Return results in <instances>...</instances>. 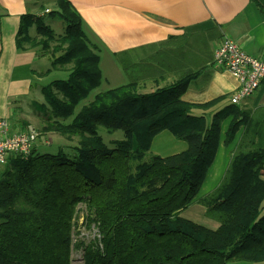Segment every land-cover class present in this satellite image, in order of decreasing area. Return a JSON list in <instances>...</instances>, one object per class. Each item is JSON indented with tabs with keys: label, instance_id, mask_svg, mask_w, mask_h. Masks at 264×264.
<instances>
[{
	"label": "trees",
	"instance_id": "16d2710c",
	"mask_svg": "<svg viewBox=\"0 0 264 264\" xmlns=\"http://www.w3.org/2000/svg\"><path fill=\"white\" fill-rule=\"evenodd\" d=\"M251 1L264 16V0ZM47 16L63 23L62 34L56 38L43 15L26 13L16 47L40 44L51 51L50 68L67 72L41 86L45 106L38 109L44 131L77 141L70 156L34 147L2 165L0 264H71L77 247L79 264H264V139L255 118L231 103L194 115L193 108L206 109L222 97L202 104L181 99L207 60L204 33L169 36L136 59L133 50L115 53L128 81L96 91L99 49L81 16L69 0H56ZM147 83L153 89L140 92ZM226 117L224 145L243 131L218 185L197 199L217 221L212 229L180 212L194 201ZM162 130L186 148L145 159ZM101 131L123 137L107 142ZM81 204L85 225L96 235L73 243Z\"/></svg>",
	"mask_w": 264,
	"mask_h": 264
},
{
	"label": "crops",
	"instance_id": "0c3cea01",
	"mask_svg": "<svg viewBox=\"0 0 264 264\" xmlns=\"http://www.w3.org/2000/svg\"><path fill=\"white\" fill-rule=\"evenodd\" d=\"M69 1L81 16L88 39L99 49V69L101 55L115 59L117 52L133 50L135 53L142 47L146 51L147 46L164 42L169 36L204 33L207 60L181 99L198 104L218 97L222 99L206 109L193 108L194 115L208 116L220 109L238 86L234 77L212 61L213 50L222 37H229L245 52L264 62V16L251 0ZM37 4L36 0H0V118L7 119L11 131L19 130L27 124L28 118L40 114L36 108L41 102L36 97H42L41 86L67 75L63 71L64 75L59 76L60 70H52L43 64L39 46L24 44L21 48L16 47L20 16L36 14ZM214 28L215 31L207 32ZM32 31L30 29V35ZM101 76L102 82L108 81L102 72ZM149 85L152 84L147 83L139 91H150L153 88ZM96 91H102L101 86ZM237 106L255 118L253 124L264 139V83ZM229 121L227 118V125ZM227 125L224 129L221 125L223 136ZM242 131L243 127L235 135L236 142L228 152L227 164ZM223 136H219L220 144H223ZM39 146L40 140L34 147ZM2 168L0 165V171Z\"/></svg>",
	"mask_w": 264,
	"mask_h": 264
},
{
	"label": "rangeland",
	"instance_id": "374dc122",
	"mask_svg": "<svg viewBox=\"0 0 264 264\" xmlns=\"http://www.w3.org/2000/svg\"><path fill=\"white\" fill-rule=\"evenodd\" d=\"M37 6H36V14H41L44 16L45 23L53 30L55 33V37L57 38L62 34L63 29V23L58 19H50L47 14L50 10H52L55 7V1L56 0H36ZM41 3V4H40ZM40 5V6H39ZM31 37H34L35 40H41V36L34 33V30L31 33ZM50 47H52L55 44V41H52L49 43ZM40 48L41 58L44 65L50 66V58H51V51L43 49L42 46L39 44L37 45ZM151 49H148L146 51H137L133 54H131V57L136 59L139 57H143L146 54H148ZM100 69L103 74V76L108 80L107 82L103 81L101 83V89L106 90L108 88L116 87L119 85H122L128 81V78L124 71L121 69L117 59H112L110 57H106V55H101L100 60ZM59 74V76L64 75V72ZM52 78V77H51ZM153 88V85H149V87ZM42 95V94H41ZM37 101H40V106H45V102L43 99V96L36 97ZM38 106V107H40ZM37 107V108H38ZM36 108V111L39 112V109ZM35 115V113H34ZM37 117L35 118H28L27 124H25L20 129H24L27 126H32L39 132V139H40V145L38 147L39 152H47V153H57L62 152L63 154L70 156L72 153L71 148L75 145L77 141V137H72L70 139H67L63 136H60L54 132L50 131H44V120L41 116V113H36ZM228 117L223 119L220 124V130L221 125L224 129L225 125H227ZM229 124V123H228ZM228 127V125H227ZM226 127V129H227ZM225 129V131H226ZM102 132V133H101ZM101 135L104 137V139L109 142V140L117 137H123V133L121 131H117L114 135L106 136L104 131H101ZM222 132V130H221ZM237 134V133H236ZM235 134V135H236ZM219 136H223V134H219ZM225 137V132L224 136ZM235 138V136H234ZM228 144H220V142L217 145L216 152L214 155V158L212 162L208 165L205 175L201 181L200 187L198 189V192L194 198L193 203H191L189 206H187L185 209H183L180 212V216L189 219L191 221H194L196 223H199L201 225H204L208 228H216L218 223L216 220L209 218L205 215V209L204 207L197 202V199L202 198L203 196L210 193L220 182L221 178L223 177L224 171L226 169L227 162V156L228 152L231 149V147L235 144V139ZM220 140V139H219ZM223 143V142H222ZM186 148V143L183 140L176 139L169 131L162 130L158 133H156L151 140V145L149 152L146 153L145 159L149 156V154H158L160 156H167L172 153H177L179 151H182ZM235 150V149H234ZM233 150V151H234ZM263 207H264V201H263ZM85 215V209L84 205L81 204L77 207L76 211V227H75V233L73 235V243H78L79 241H82L83 243H87L90 239H92L96 235V231L93 226L87 227L85 225L84 220ZM81 248H72L70 259L71 264H79L81 262Z\"/></svg>",
	"mask_w": 264,
	"mask_h": 264
},
{
	"label": "built area",
	"instance_id": "2783aa9c",
	"mask_svg": "<svg viewBox=\"0 0 264 264\" xmlns=\"http://www.w3.org/2000/svg\"><path fill=\"white\" fill-rule=\"evenodd\" d=\"M213 64L226 70L237 82L228 103L238 105L264 83V62L240 48L224 36L213 50ZM39 132L32 126L11 131L6 118H0V165L12 154L26 156L37 144Z\"/></svg>",
	"mask_w": 264,
	"mask_h": 264
}]
</instances>
